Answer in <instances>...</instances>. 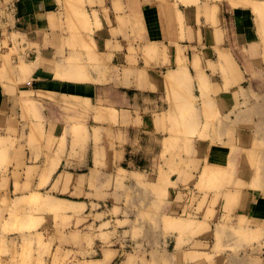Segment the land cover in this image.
Returning a JSON list of instances; mask_svg holds the SVG:
<instances>
[{
  "label": "crops",
  "instance_id": "0c3cea01",
  "mask_svg": "<svg viewBox=\"0 0 264 264\" xmlns=\"http://www.w3.org/2000/svg\"><path fill=\"white\" fill-rule=\"evenodd\" d=\"M5 1L0 194L41 193L67 203L59 212L68 220L63 242L57 238L54 255L32 263L262 262L219 256L212 215L198 209L214 191L197 189L206 167H224L220 199L250 227L241 246H264V162L249 159L251 151L263 153L253 142L264 143V111L251 105L264 83H246L249 73L233 51L261 42L254 7L221 8L214 0ZM171 72L178 79L168 84ZM190 89L200 91L192 101L184 94ZM203 104L213 119L244 122L233 135H197L192 143L175 121L189 118L183 113L189 107L195 119L212 118ZM188 190L199 196L193 207ZM186 208L197 217L192 224L179 216ZM33 235L48 247L50 240Z\"/></svg>",
  "mask_w": 264,
  "mask_h": 264
},
{
  "label": "rangeland",
  "instance_id": "374dc122",
  "mask_svg": "<svg viewBox=\"0 0 264 264\" xmlns=\"http://www.w3.org/2000/svg\"><path fill=\"white\" fill-rule=\"evenodd\" d=\"M209 1L211 2L212 0ZM258 1L259 0H214V2L220 3L221 8L227 7L229 4L233 7L238 5H251L252 7H254L258 21L261 24V27L259 26L261 42L253 45L247 44V46L245 47L242 46L241 49L238 48L233 50L240 68L243 71L249 73L246 74V83H264V23H261V20L264 17L261 16L264 15V5L262 2L260 3ZM5 44L7 50H9L11 54L17 53L16 47H10L7 40H5ZM21 61L23 62V60ZM25 64L26 63L23 62L21 65L25 66ZM23 69H25V67H23ZM209 74L211 73L209 72ZM190 83H194L193 80ZM200 83H210V80L207 81V79L205 80L204 78ZM259 89L260 88L255 87V93H253L255 97L254 99L257 100L251 105V109L253 111H264V103H260L259 101L260 94H263L264 97V87L261 88L260 91ZM201 92H203V90ZM184 94L186 95L188 100L192 101L190 97L196 98V95H200V91L197 90L195 95V93L192 92V89H190L188 92L184 90ZM191 108L192 107H189L186 111H183L184 115L189 116V118L180 119L179 121L176 120L175 122L177 123L178 127H183L184 129H186L188 134L187 139L192 143L195 142L192 141V139L195 140V137L197 135L201 138H206L214 134L220 135L222 133L233 135L235 133L234 127L237 124L244 122L243 120L213 119V114L210 113L211 107L207 104H203L204 111L206 115L208 114V116H212V118H208L202 121L200 119L194 118L195 114L191 113ZM257 123H259V120H257ZM228 127L230 129H228ZM19 138L20 137L16 138L15 140L18 141ZM33 138L34 136L32 137V139ZM257 138L258 137L254 138L255 140L253 142V147L263 150V153L261 154L262 157L260 156L257 158L255 153L249 152V159L253 163L257 161L258 164H261L262 162H264L260 161L264 156V143L261 145V142H258ZM211 140L214 139L211 138ZM17 143L20 144V141ZM3 144L4 142L0 146V149L2 150L4 149ZM63 146L65 147V144ZM2 150L0 151V160H2L5 155ZM260 168L261 167L258 166L255 169L261 170ZM1 169L2 170H0V174L5 170L3 168ZM231 173L230 176L234 174V171H231ZM227 175V171L224 169V167H206L203 171V175L200 176L201 180L197 185V189L199 190L198 193L206 189L214 191V199L209 200V194L205 193L204 197L199 200V196H197L195 193H191L189 191L190 189L188 190L187 198L191 201L190 204L192 207L199 200L198 209L200 210L201 207L204 206V208H206L208 211V215H212L211 229H214L216 232L215 246L217 247L216 249L220 257L233 259L232 255H235V258L243 256H257V258L263 259L262 262L253 259L252 262H248L247 264H264V246L252 245L251 248H245L241 246L243 243L242 241L246 240L245 237L249 233L250 227L245 226L244 220H240L238 223L236 219L228 212V206L224 205L223 200L220 199L225 195V191H223V189L221 188H223L224 184L222 183V181L227 179ZM231 179L232 177L230 178V180ZM229 184L232 183L230 182ZM235 188L236 190H240L241 188H243V184L238 181L235 184ZM34 194L25 195L23 197L18 196L17 194H15V192H12V194L8 193V195L6 196L0 194V264H33L32 262L34 261V258L36 256L38 258H43L47 257V254H49V256L54 255L55 251H57L58 248L57 247L53 252L52 247L55 244L54 241L56 242L57 238L61 240L65 235L62 230L64 231L66 229V221H68L67 217H62L59 214L60 209H51L49 207H46L45 205H41L40 203L37 204L35 202H29L30 200L28 201V198ZM187 208L185 209L184 213L179 216L183 219L184 222L192 224L191 219L197 217L192 216L193 213H191V211H189ZM169 222L166 223H168L169 225ZM205 227H209V224H204L202 226V228ZM35 231H38V233L41 234V238L44 241L50 240L48 243V247L44 244L42 248L40 242L38 240L35 241V237L33 235V232L35 233ZM206 238H208V240H211V237L209 236ZM215 254L217 253L212 254V256H215ZM56 255H58L57 252ZM211 264H218V262L214 261ZM220 264L244 263L243 261L230 262V260H228V262L225 261V263Z\"/></svg>",
  "mask_w": 264,
  "mask_h": 264
},
{
  "label": "bare ground",
  "instance_id": "6f19581e",
  "mask_svg": "<svg viewBox=\"0 0 264 264\" xmlns=\"http://www.w3.org/2000/svg\"><path fill=\"white\" fill-rule=\"evenodd\" d=\"M73 1V0H72ZM261 16H264V15H261ZM260 19V18H259ZM261 23H264V17L262 18V20H261ZM24 65V64H23ZM22 65V66H23ZM23 67H25V69H29V67H28V65L27 64H25V66H23ZM22 67V68H23ZM179 69V68H178ZM179 71V70H178ZM75 72V71H74ZM78 74V73H77ZM168 74V73H167ZM167 77V83L169 84V83H174V81L175 80H177L178 79V76H177V74L175 73V72H171L170 74H168V76H166ZM204 78H202V80H203ZM167 86V85H166ZM169 86V85H168ZM167 86V87H168ZM110 109V108H109ZM108 110V109H107ZM111 110H114V109H111ZM101 111V110H100ZM115 113V112H114ZM1 146V145H0ZM263 151V150H262ZM252 152V151H251ZM257 153H259V152H257ZM99 154V153H98ZM97 154V155H98ZM261 156V155H260ZM257 157V156H256ZM256 160H257V158H256ZM54 164V163H53ZM215 168V167H214ZM218 168V167H217ZM220 168V167H219ZM208 170V169H207ZM220 170V169H219ZM216 171V170H215ZM218 171V170H217ZM224 171V170H223ZM259 173H260V171H259ZM264 175V174H263ZM219 178V177H218ZM255 178H257V176L255 177ZM43 179V178H42ZM257 180V179H256ZM255 181V180H254ZM232 194V193H231ZM57 197V196H56ZM30 200V201H29ZM70 200V199H69ZM28 201L29 202H31V203H33V202H35V203H40L41 205H45L46 207H49V208H51V209H62V208H65L66 206H67V203L65 202V200H59V201H57L56 199H53V198H51V197H49V196H46V195H43V194H34V195H32V196H30L29 198H28ZM28 202V203H29ZM36 204V205H37ZM40 204H39V206H40ZM77 205H79V203L77 204ZM70 207V206H69ZM72 207H74V206H72ZM71 207V208H72ZM78 208V207H77ZM169 216V215H168ZM171 219V218H170ZM170 222L169 223H175V222H178L177 220L175 221V222H173L172 220H169ZM187 221V220H186ZM182 222V221H181ZM191 222V221H190ZM171 223V224H172ZM179 223V222H178ZM181 224V223H180ZM184 224V223H183ZM182 224V225H183ZM175 225H177V223L175 224ZM185 225V224H184Z\"/></svg>",
  "mask_w": 264,
  "mask_h": 264
},
{
  "label": "built area",
  "instance_id": "2783aa9c",
  "mask_svg": "<svg viewBox=\"0 0 264 264\" xmlns=\"http://www.w3.org/2000/svg\"><path fill=\"white\" fill-rule=\"evenodd\" d=\"M5 0H0V9H3V8H5L4 6H5ZM6 9V8H5Z\"/></svg>",
  "mask_w": 264,
  "mask_h": 264
}]
</instances>
